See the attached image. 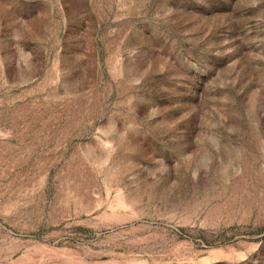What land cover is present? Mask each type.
Listing matches in <instances>:
<instances>
[{"label": "rangeland", "instance_id": "obj_1", "mask_svg": "<svg viewBox=\"0 0 264 264\" xmlns=\"http://www.w3.org/2000/svg\"><path fill=\"white\" fill-rule=\"evenodd\" d=\"M0 264H264V0H0Z\"/></svg>", "mask_w": 264, "mask_h": 264}]
</instances>
